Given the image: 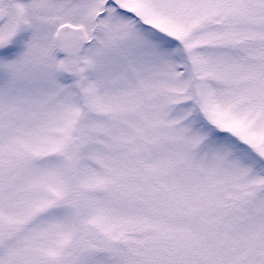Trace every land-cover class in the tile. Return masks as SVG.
<instances>
[{
	"label": "snow or ice",
	"instance_id": "1",
	"mask_svg": "<svg viewBox=\"0 0 264 264\" xmlns=\"http://www.w3.org/2000/svg\"><path fill=\"white\" fill-rule=\"evenodd\" d=\"M0 264H264V0H0Z\"/></svg>",
	"mask_w": 264,
	"mask_h": 264
}]
</instances>
